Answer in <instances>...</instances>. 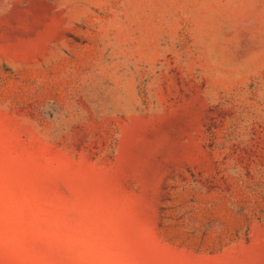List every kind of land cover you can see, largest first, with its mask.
Segmentation results:
<instances>
[{"label": "rangeland", "instance_id": "rangeland-1", "mask_svg": "<svg viewBox=\"0 0 264 264\" xmlns=\"http://www.w3.org/2000/svg\"><path fill=\"white\" fill-rule=\"evenodd\" d=\"M0 264H264V0H0Z\"/></svg>", "mask_w": 264, "mask_h": 264}]
</instances>
